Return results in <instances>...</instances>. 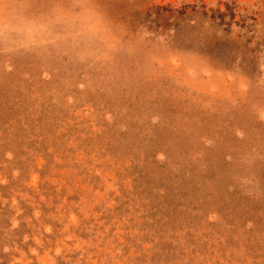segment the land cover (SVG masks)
<instances>
[{"label":"rangeland","instance_id":"1","mask_svg":"<svg viewBox=\"0 0 264 264\" xmlns=\"http://www.w3.org/2000/svg\"><path fill=\"white\" fill-rule=\"evenodd\" d=\"M7 2L0 264H264V0Z\"/></svg>","mask_w":264,"mask_h":264},{"label":"clouds","instance_id":"2","mask_svg":"<svg viewBox=\"0 0 264 264\" xmlns=\"http://www.w3.org/2000/svg\"><path fill=\"white\" fill-rule=\"evenodd\" d=\"M62 23L60 18L36 19L27 14L18 5L0 0V44L11 49L47 46L68 40V30L57 32ZM102 39V37H97ZM71 50L81 58H88L87 51L72 46Z\"/></svg>","mask_w":264,"mask_h":264}]
</instances>
